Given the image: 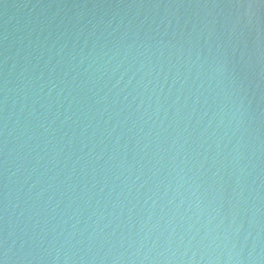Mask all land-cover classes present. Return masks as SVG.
<instances>
[{
    "label": "water",
    "instance_id": "95a60500",
    "mask_svg": "<svg viewBox=\"0 0 264 264\" xmlns=\"http://www.w3.org/2000/svg\"><path fill=\"white\" fill-rule=\"evenodd\" d=\"M0 264H264V0H0Z\"/></svg>",
    "mask_w": 264,
    "mask_h": 264
}]
</instances>
